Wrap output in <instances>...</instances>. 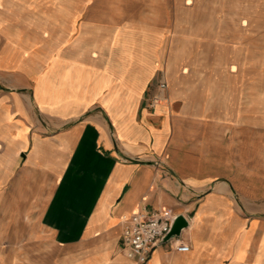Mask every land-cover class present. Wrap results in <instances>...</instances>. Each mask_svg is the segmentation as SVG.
<instances>
[{
  "label": "crops",
  "instance_id": "0c3cea01",
  "mask_svg": "<svg viewBox=\"0 0 264 264\" xmlns=\"http://www.w3.org/2000/svg\"><path fill=\"white\" fill-rule=\"evenodd\" d=\"M131 19L105 0H0V228H26L39 264H136L125 219L170 212L188 225L146 264H264V203L234 197L227 147L192 140L186 110L150 106L181 52L158 16Z\"/></svg>",
  "mask_w": 264,
  "mask_h": 264
},
{
  "label": "rangeland",
  "instance_id": "374dc122",
  "mask_svg": "<svg viewBox=\"0 0 264 264\" xmlns=\"http://www.w3.org/2000/svg\"><path fill=\"white\" fill-rule=\"evenodd\" d=\"M105 1L133 21L159 17L164 45L181 52L171 68L179 82L159 68L146 91L150 106L166 100L171 114L186 110L192 140L227 147L225 180L234 197L244 202L248 189H254L255 203H264V0ZM26 230L0 228L1 235L13 239L0 241V251L15 256L0 264H39Z\"/></svg>",
  "mask_w": 264,
  "mask_h": 264
},
{
  "label": "built area",
  "instance_id": "2783aa9c",
  "mask_svg": "<svg viewBox=\"0 0 264 264\" xmlns=\"http://www.w3.org/2000/svg\"><path fill=\"white\" fill-rule=\"evenodd\" d=\"M159 88L164 89L165 84L161 82ZM173 216L170 212L159 211L132 213L125 219L121 232L120 248L123 254L136 264H146L152 248L160 243L168 231ZM174 249L187 252L189 245L175 239Z\"/></svg>",
  "mask_w": 264,
  "mask_h": 264
},
{
  "label": "water",
  "instance_id": "95a60500",
  "mask_svg": "<svg viewBox=\"0 0 264 264\" xmlns=\"http://www.w3.org/2000/svg\"><path fill=\"white\" fill-rule=\"evenodd\" d=\"M188 225L187 220L182 215H175L171 218L170 226L160 242H167L180 236L181 231Z\"/></svg>",
  "mask_w": 264,
  "mask_h": 264
},
{
  "label": "bare ground",
  "instance_id": "6f19581e",
  "mask_svg": "<svg viewBox=\"0 0 264 264\" xmlns=\"http://www.w3.org/2000/svg\"><path fill=\"white\" fill-rule=\"evenodd\" d=\"M170 52L172 53L173 57L176 58V55L178 54L179 51L177 49H175V48H170ZM173 65H175V62H166L164 67L163 66H159V65H158V67L160 69H164L166 72L171 73L173 78L177 80V78L174 75V72H172V70H171ZM128 74H129V72H128ZM166 103H167L166 100H164V101L162 100L161 101V104H166Z\"/></svg>",
  "mask_w": 264,
  "mask_h": 264
}]
</instances>
